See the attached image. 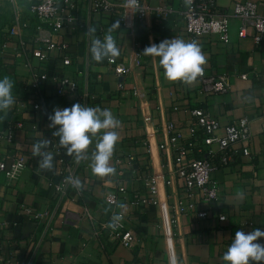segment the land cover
<instances>
[{
    "label": "crops",
    "instance_id": "obj_1",
    "mask_svg": "<svg viewBox=\"0 0 264 264\" xmlns=\"http://www.w3.org/2000/svg\"><path fill=\"white\" fill-rule=\"evenodd\" d=\"M11 1L7 0L8 8L13 6L20 13L25 40L32 41L39 24L29 12L33 0ZM92 1H79L78 16L83 21L79 31L74 34L65 28L56 38L67 47L72 64L62 66L59 50L51 51L47 62L36 63L37 71L48 77L40 88L44 106L34 109L37 99L32 81L23 64L14 61L13 47L2 58L14 63L19 87L13 94L14 105L2 113L5 124L0 131L9 125L13 132L9 139L0 138V160L9 165L23 155L26 167L9 186L0 176V264H170L173 256L176 264H225L222 257L236 231L264 230V45L254 46L251 29L247 38L239 39V22L234 18L229 20L227 44L216 37L202 40L203 69L207 74L227 76L230 84L224 95L205 96L197 81H169L159 58L143 54L146 46L165 39L190 42L181 18L182 0H141L145 17L141 26L132 30L124 29L117 15L89 14ZM236 2L256 4L264 17V0H216V7L231 14ZM157 8L163 9L160 16L155 15ZM90 28L101 39L111 29L119 49L114 58L129 66L122 78L106 64L107 58L103 64L89 58ZM243 75H247L245 80ZM62 76L75 79L88 98L56 97L55 83ZM77 102L109 109L120 121L116 129L119 139L109 162L115 171L104 176L91 171V154L101 134L97 133L76 170L82 183L80 198L70 190L59 200L49 183L57 172L55 160L51 170L41 169L32 146L48 139L47 151L53 154L59 146L66 159L74 160L75 155H69L52 135L48 111ZM193 110L207 112L221 128L245 118L251 132L246 145L251 160L239 159L214 171L220 194L205 220L198 219L196 212L207 211L208 206L196 192L192 200L187 197L176 176L169 143L176 133L183 142L193 140L198 130ZM151 182L157 188L158 206L149 198ZM120 187L125 192L119 195L116 210L124 218L110 227L113 206L106 196ZM134 196L147 199L148 204L135 208ZM189 204L195 206L194 211L188 209ZM220 216L225 220L219 221ZM124 231L137 240L132 249L118 240L117 235ZM260 242L264 243V238Z\"/></svg>",
    "mask_w": 264,
    "mask_h": 264
},
{
    "label": "built area",
    "instance_id": "obj_2",
    "mask_svg": "<svg viewBox=\"0 0 264 264\" xmlns=\"http://www.w3.org/2000/svg\"><path fill=\"white\" fill-rule=\"evenodd\" d=\"M11 1V0H10ZM80 0H33L29 6L30 14L38 21L36 27L37 36L33 40H25L24 27L21 24L20 13L12 6L13 17L11 27L6 32L10 38L1 45L0 54L2 58L6 52L13 47V59L21 62L28 71L35 90L37 102L34 109L44 106V97L41 95V86L47 80L45 74L37 71L36 63H44L49 60V53L54 50L61 51L60 62L63 67L72 64V57L67 47L56 41L61 31L67 28L71 33H77L83 21L79 18ZM13 1H11L12 3ZM185 4L181 12L184 31L190 42H200L208 37H216L223 44L228 43V24L230 18L239 22L238 38H247V30H252L251 40L256 47L264 45V17L258 13L257 5L253 3H234L231 14H227L216 7V0H182ZM146 8L141 0H93L90 4L89 14L112 15L119 18L120 25L127 30L141 26L145 17ZM162 8L155 9V15L160 16ZM42 34L45 36L43 37ZM104 37V36H103ZM102 37V38H103ZM32 44V48L28 45ZM201 48V47H200ZM12 59V60H13ZM9 60V59H7ZM10 60V61H12ZM33 60H36L34 62ZM11 63V62H10ZM106 64L120 78L129 71V66L116 58H107ZM247 75L241 76L245 80ZM196 81L199 83L200 91L205 96L224 95L229 92L230 84L225 75L215 76L207 74L203 69L202 75ZM54 93L56 97L68 95L78 96L83 100L88 98L86 89L80 88L79 83L69 77L62 76L55 83ZM64 108V107H61ZM52 114L53 111H48ZM192 116L196 119L197 133L192 141L183 142L180 133H176L169 139L170 148L173 153V164L177 178L187 191V197L192 200L195 192L202 203L208 206V210H198L196 216L205 220L211 208L219 199V184L214 179L213 173L218 168H225L234 164L237 160H251V153L246 146L251 139L249 121L245 118L239 119L231 125L221 128L218 121L203 110H193ZM222 131V135L218 132ZM13 128L6 126L0 131L1 139H9ZM196 149L197 154H204L205 158H193L192 152ZM54 160L57 166L55 176L50 177L49 183L54 187L57 198L61 200L68 191H73L80 198V189L72 186L65 178L76 177V170L82 158L68 160L64 157L59 146L53 150ZM219 157V158H217ZM26 167V159L18 155L12 159L9 165L0 160V176L3 175L5 185L9 186L17 181ZM1 188V187H0ZM125 189L118 188L116 193L106 196V202L112 205V216H119L120 222L123 214L116 210L118 198ZM157 188L154 182L149 184V198L153 205L158 206L156 198ZM133 206L148 204L147 199L134 196ZM188 209L195 210V206L188 205ZM224 221L225 217H218ZM117 223V222H116ZM119 242L126 249H132L137 240L129 231L117 235Z\"/></svg>",
    "mask_w": 264,
    "mask_h": 264
},
{
    "label": "clouds",
    "instance_id": "obj_3",
    "mask_svg": "<svg viewBox=\"0 0 264 264\" xmlns=\"http://www.w3.org/2000/svg\"><path fill=\"white\" fill-rule=\"evenodd\" d=\"M88 33L91 35L89 52L92 60L102 62L106 58L119 55L111 29L102 39L94 35V28L88 29ZM143 54L159 58V65L164 69V76L169 81L180 80L191 84L203 73L202 65L205 63V56L195 41L186 42L173 37L146 46ZM13 87L14 83L7 75L0 77V113L6 114L14 105ZM48 119L49 128L54 129L52 135L59 138V145L65 148L69 155L74 154L77 159L84 156L92 143V137L101 133L91 154V171L100 176L115 171L109 162L119 139L116 129L119 128L120 121L109 109L85 106L77 102L70 107H55ZM49 143L48 139H43L32 146L33 155L40 157L39 167L44 170L53 168V154L46 150ZM65 179L77 189L82 188L78 177L70 175ZM119 219V216L114 217L110 227H115ZM260 238H264V230L261 228H255L250 232L236 231L222 257L225 264L264 262V243L260 242ZM170 264H176L174 256L170 257Z\"/></svg>",
    "mask_w": 264,
    "mask_h": 264
},
{
    "label": "trees",
    "instance_id": "obj_4",
    "mask_svg": "<svg viewBox=\"0 0 264 264\" xmlns=\"http://www.w3.org/2000/svg\"><path fill=\"white\" fill-rule=\"evenodd\" d=\"M1 1H3L5 5H8L7 0H1ZM31 4H32V2H31ZM111 16H115V14H112ZM117 20L119 21V18H117ZM4 24H5V22H1V20H0V48H1V45L9 39V37H7L8 34L6 32H4V31H2ZM119 24H120V22H119ZM89 58L92 60L90 52H89ZM104 60L102 62H96L94 60H92V61H94L95 63H98V64H103ZM7 65L8 64H6L3 61V59L0 57V77L7 75L6 74V69L7 68H11V66H7ZM18 87H19V84H18V86L15 84L16 90L13 91V94L17 92ZM4 124H5V118L2 115V113H0V129L4 126ZM56 138H57V142H58L59 138L58 137H56ZM196 151H197L196 149H193V152H192V154H193L192 157L193 158H199V159L205 158L204 154H197ZM217 158H219V157H217Z\"/></svg>",
    "mask_w": 264,
    "mask_h": 264
},
{
    "label": "rangeland",
    "instance_id": "obj_5",
    "mask_svg": "<svg viewBox=\"0 0 264 264\" xmlns=\"http://www.w3.org/2000/svg\"><path fill=\"white\" fill-rule=\"evenodd\" d=\"M7 3H9V2H7ZM12 17H13L12 9H9L8 5H5L4 2L0 0V20H1V22H5L2 31L7 32L8 29L11 27L10 21H11ZM0 57H1V54H0ZM6 64H8L7 66H11V68L6 69V74H7V76H9L12 79V81L14 83V87H13V91H14V90H16L15 84L18 86L17 80H16L17 76L15 74V65L12 62L6 63Z\"/></svg>",
    "mask_w": 264,
    "mask_h": 264
}]
</instances>
